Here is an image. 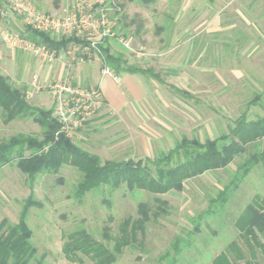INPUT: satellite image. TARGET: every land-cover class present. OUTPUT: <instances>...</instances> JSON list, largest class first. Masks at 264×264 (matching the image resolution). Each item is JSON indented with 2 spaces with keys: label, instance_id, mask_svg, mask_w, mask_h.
<instances>
[{
  "label": "rangeland",
  "instance_id": "rangeland-1",
  "mask_svg": "<svg viewBox=\"0 0 264 264\" xmlns=\"http://www.w3.org/2000/svg\"><path fill=\"white\" fill-rule=\"evenodd\" d=\"M34 1L45 12L65 11L74 2ZM116 1L122 9L117 15V32L130 39L135 48L146 52L164 50L163 42L159 39L162 27L169 23L167 14L177 7L179 9V6L181 8L183 2L191 0H156L150 4L145 0ZM197 2L205 6V17L208 20L218 17L222 27L226 28L214 36L198 37L204 59L201 65L205 68L215 66V70L209 69L202 79L209 83L211 80H219V83L208 87L195 84L186 86L182 79L175 78L181 70L171 71L162 67L166 65L160 62L163 57L149 56L146 59L131 53L128 57L131 63L145 67L155 65L156 72L168 84L186 90L190 96L177 92L167 84L159 87L160 92L172 102L170 118L166 121L170 128L166 133L154 131L155 127L150 124L151 117L144 114L143 119L127 114H105L76 132L72 138L75 144L100 156L102 161L153 158L168 152L184 136L204 140L227 134L235 126V119L252 100L255 103L250 106L249 120L264 117V76L259 73L260 67H264V0ZM4 5V0H0V11ZM248 28H251L252 40L258 46L257 49L253 46L250 53V65L247 55L243 57L235 52L237 44L243 39V31ZM6 30L22 37L27 35L26 26L16 14L9 12L7 19L0 14V73L10 78L16 87L25 89L26 99L31 105L52 109L48 90L37 92L32 81L36 76L41 84L42 80H48L46 72L54 60L41 64L30 52L9 46L3 39ZM259 30L262 35L258 33ZM67 51H70L67 54L68 65H74V71L79 74L75 80L80 77L88 80V64L92 65L93 70L102 69L100 58L74 60L79 55L73 49L68 48ZM235 62L241 67H253L250 73L257 77L250 80L237 79L232 72ZM70 69L72 79L74 72ZM186 70L188 75L196 72L190 67ZM261 72L264 75V70ZM228 96L233 100L226 102L224 99ZM199 114L203 118L201 125L197 123ZM183 117H186V121ZM17 134L42 138V128L31 118L16 119L5 124L0 110V143ZM259 149H264V139L258 144L249 145L246 152L236 157L229 167L187 180L183 191L173 190L161 196L146 191L130 192L122 185L117 189L103 187L79 198L76 189L83 174L75 167L66 164L57 174L44 173L31 179L14 161L0 167V223L7 220L11 225L16 224L25 200L33 195L36 204L29 211L27 222L33 230L31 243L37 253L31 264H94L93 260L83 255L79 262L68 260L63 253L66 241L63 234L84 230L111 248L114 240L109 237L120 234L119 227L124 219L139 217V203L148 202L151 220L146 224L143 236L139 235L133 246L126 247L113 264H170L172 259L175 260L174 264H213L214 258L222 251H227L233 241L241 250L238 264H264V255L259 246L245 242L235 226L237 218L254 196H264V169L260 165L255 166L238 188L229 189L225 202H211L230 185L238 166ZM197 225L199 229H196ZM177 240H180L181 249L176 255L173 245ZM259 240L264 242V237L260 236ZM168 252L170 254L167 257Z\"/></svg>",
  "mask_w": 264,
  "mask_h": 264
},
{
  "label": "trees",
  "instance_id": "trees-1",
  "mask_svg": "<svg viewBox=\"0 0 264 264\" xmlns=\"http://www.w3.org/2000/svg\"><path fill=\"white\" fill-rule=\"evenodd\" d=\"M147 4L156 0H145ZM25 36L28 40L45 45L59 52L67 50L71 43L79 42L75 38H56L50 33L38 32L26 26ZM102 60L117 75L141 74L151 77L162 84L173 87L177 92L190 96L188 92L168 84L153 67L131 63L123 52H113L108 41L101 45ZM255 103V100L250 102ZM0 110L5 124L16 119L31 118L42 128V138L33 135L17 134L8 141L0 143V167L17 162V167L31 179L44 173L57 174L69 164L83 174L76 189V196L81 198L86 193L107 187L117 189L125 185L130 192L146 191L161 196L171 191H183L185 181L229 167L236 157L246 152L249 145L258 144L264 139V117L249 120L248 113L243 112L235 121L229 133L221 134L214 140L183 137L174 148L161 153L155 159H132L102 161L100 156L75 144L72 138L64 134L56 136L60 124L54 119L52 109L31 105L25 95V89L16 87L7 76L0 73ZM256 147V146H255ZM26 152H29L26 155ZM260 165L264 169V149L255 150L238 166L230 185L225 187L212 204L225 202L228 191L238 188ZM36 204L30 195L23 205L19 220L11 225L4 220L0 223V264H31L36 255L32 245L33 230L27 218L30 209ZM138 218L128 217L119 227L120 234L109 237L114 240L108 247L96 240L84 230L64 233L66 240L63 253L70 261H81V255L93 260L94 264H113L124 249L133 246L143 236L146 224L151 220V207L148 202L138 205ZM240 236L248 244L259 246L264 255V196L255 195L235 222ZM199 229L198 225L197 228ZM227 251H222L213 260V264H238L241 250L236 242H231ZM174 254L180 252V240L173 245ZM169 252L167 257L169 256ZM236 256V257H235ZM235 258V259H234ZM172 259L170 264H174Z\"/></svg>",
  "mask_w": 264,
  "mask_h": 264
},
{
  "label": "crops",
  "instance_id": "crops-1",
  "mask_svg": "<svg viewBox=\"0 0 264 264\" xmlns=\"http://www.w3.org/2000/svg\"><path fill=\"white\" fill-rule=\"evenodd\" d=\"M169 12L171 13V14L170 13L167 14V16L169 17L167 18L169 23L165 24L162 27L163 32L159 39V41L163 42L162 46H164V50L163 51L162 50L158 51L159 49L147 50L146 53L148 54V57L146 59H149L151 56L163 57L160 60V62L162 61V63L163 64L165 63L166 65L162 67H165L167 70H171V71L181 70L179 73H177L175 78L177 79L178 77V79H182L181 81L186 86L195 84L197 86L205 87L207 85L212 86L215 83H219V80H211V82L209 83V81L202 79L203 74L205 72H209V69L212 71L215 70L214 69L215 66L210 68H205L203 65H201L200 62L201 61L203 62L204 59L202 58V46L199 45L201 44V42H199L200 36L203 35L214 36L215 34H218L222 30L224 31L226 29L222 27V23L219 20V18L216 17L208 20L205 17V6L201 2H197V0H191L190 2L187 1L185 3L183 2L181 8L179 6V9L177 7L176 10H172ZM258 33L262 35L261 30H259ZM252 35L253 32L251 28H248L247 30L243 31L242 34L243 39L239 41V45L236 43L237 41L235 42V44H237L235 48L236 49L235 52L243 57L247 55L248 65H250V63L252 62L250 53L253 49V46L256 49L258 48V46L252 40ZM108 43L110 44L111 50L113 52H123L124 54H126L127 57L131 56V53L129 51L122 48L115 41L110 40L108 41ZM56 53H57L56 58L51 63V65H49V69L46 72L47 74L46 78L48 80H42L43 81L42 83L52 81L55 78L56 79H63L67 77L71 78L70 76L71 72H69V68H71L70 70H72V73L74 72V78L72 77L71 81L74 84L80 86L83 85L100 86L103 92V96L105 98L106 105L103 108V110L99 112L93 119H99L105 114H111L114 116L116 115L124 116L125 114H127L129 116L131 115V117H139L143 119L142 116L144 114L146 116L151 117L150 124L151 126L155 127V128L152 127L154 128L153 129L154 131L166 133L169 130L170 125L166 121L167 119L170 118L169 116L172 110V102L171 100H169L170 98L168 96L160 92L159 87L162 86V83L158 82L157 80L151 77H146L141 74H128V73L120 74L118 75L119 79L114 80L110 76H103L102 69L100 71L93 70L91 64H88L87 66L88 80H84L80 76H79L80 77L79 80H75L77 78V75L79 74H77L76 71H74V65H70V63L68 65L67 63L68 51L61 50ZM192 53L194 58H192L191 60L190 57ZM218 56L219 55L217 54V59L220 60V57L218 58ZM151 62H155V60H152ZM235 63L236 66L233 67L234 70H232V72L237 79L242 78L243 80H250L252 78L257 77V76L255 77V75L253 76L250 73L253 67L252 68L250 66L241 67L240 64H238L237 62ZM149 67H153L154 69L156 68L155 65H151V66L149 65ZM188 67L194 69V71L196 72L194 74L191 73V75H188V73L186 72L187 71L186 69H188ZM260 70L261 71L264 70V67H260ZM261 71L259 73L262 76H264ZM224 100L227 102L233 99L230 96H228ZM248 104L249 105L246 107L245 110H243L240 113V115L243 112L247 111L249 117L250 106L253 105V103L251 104L249 102ZM227 107L230 108L229 105H227ZM198 116H199L198 117L199 120L197 123L198 124L200 123L199 125H201L203 122V118L202 115L200 114ZM237 118L235 119V121L237 120ZM182 119L186 121V117H183ZM211 122L213 123V119H211ZM138 126L141 127V124L138 123ZM219 136L214 138L207 137L206 139L214 140ZM196 138H199L201 141L206 140V139L202 140L200 137H196ZM175 145L170 147V149L174 148ZM146 158L155 159L157 157L156 156L153 158L145 157L142 159H146Z\"/></svg>",
  "mask_w": 264,
  "mask_h": 264
},
{
  "label": "built area",
  "instance_id": "built-area-1",
  "mask_svg": "<svg viewBox=\"0 0 264 264\" xmlns=\"http://www.w3.org/2000/svg\"><path fill=\"white\" fill-rule=\"evenodd\" d=\"M0 11L7 19L9 12L16 14L25 26L38 32L50 33L61 38H75L69 46L78 58L97 57L102 61V75L118 80L119 76L102 60L101 45L113 40L136 57H148L141 49L134 48L132 41L117 32L118 14L122 11L116 0H74L65 11L45 12L34 0H4ZM4 41L11 47L30 52L43 64L56 58V51L36 44L9 30L3 33ZM70 51H68V54ZM75 54V55H76ZM82 55V56H81ZM38 76L32 81L36 91L48 90L52 99V115L60 124V133L73 138L75 133L91 121L106 105L100 86L83 87L74 84L70 77L39 83Z\"/></svg>",
  "mask_w": 264,
  "mask_h": 264
}]
</instances>
